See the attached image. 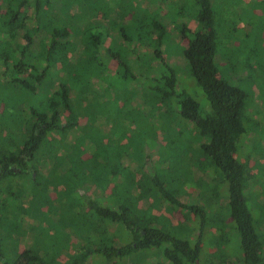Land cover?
I'll list each match as a JSON object with an SVG mask.
<instances>
[{
    "label": "trees",
    "instance_id": "obj_1",
    "mask_svg": "<svg viewBox=\"0 0 264 264\" xmlns=\"http://www.w3.org/2000/svg\"><path fill=\"white\" fill-rule=\"evenodd\" d=\"M221 2L0 1V190L4 181L28 173L30 198L49 182L57 205L71 189L82 196L84 211H78L75 252L63 260L61 249L40 238L19 250L9 240L10 226L7 233L0 229V264H85L91 256L112 261L131 254L134 264L150 254L161 255L162 264H264V211L255 217L245 194L250 185L260 189V180L243 159L248 124L256 120L247 111L245 89L219 70ZM178 41L174 62L168 50ZM183 71L204 95V105L179 81ZM86 98L93 109L82 105ZM109 100L122 102V117L114 107L103 112L101 103ZM133 114L151 116L149 126L136 125L142 133L136 141ZM80 115H86L83 123ZM193 154L213 165L224 185L222 219L229 218L237 233L240 261L227 263L225 251L216 261L206 251V229L219 217H209L204 203L181 201L159 173L162 158L177 162L169 163L172 171ZM153 207L182 208L193 225L152 216ZM20 210L30 212L27 206Z\"/></svg>",
    "mask_w": 264,
    "mask_h": 264
},
{
    "label": "rangeland",
    "instance_id": "obj_2",
    "mask_svg": "<svg viewBox=\"0 0 264 264\" xmlns=\"http://www.w3.org/2000/svg\"><path fill=\"white\" fill-rule=\"evenodd\" d=\"M224 2L225 3L221 2L225 14L222 16L224 20L219 30L218 66L220 72L224 76L242 86L247 94V111L250 112L252 119L256 121H254L255 123L251 121L248 124V137L246 143H243L245 147L243 150V159L249 162L251 173L259 178L260 189H263L264 0H224ZM227 6H230V8ZM181 47L182 43L179 41L171 44L168 50L170 54L169 59L173 61L177 60L179 58L177 56L179 54L178 51ZM114 66L115 64L112 63V67ZM179 67L181 69L184 68L181 65H179ZM178 79L180 82L186 83V85L191 87L198 97L199 102L202 105L205 104L206 100L204 95L201 94L197 86V89L194 87L196 83L185 71L179 75ZM121 87L122 86L116 83L113 84L114 90H118V92L121 91ZM87 98L81 102L82 105H88V109H93V105L87 104L90 102V99ZM0 103L1 110L3 103L2 101H0ZM101 104L104 113H106L108 108L114 107L117 109L118 115L121 117L123 116V109L122 107L120 108L122 104L121 101L118 105H114L110 100L109 102L106 101ZM117 106L119 107L117 108ZM150 118L151 116L149 114H145L143 117H135L133 114L131 126H133V131H136L134 135L135 141L138 140L136 139L137 137L142 136L141 131L136 129V125L142 121L141 123H145L149 126L147 121ZM85 119L86 115H80L78 121L83 123ZM181 122L183 121L181 120ZM109 123L113 128L116 127L115 120H111ZM89 155L88 152L84 153V157H88ZM162 159L163 161L161 160L159 173L167 178L170 189L175 191L177 197L185 203H204L209 217H214L215 215L219 217L214 227L209 226L206 229L207 236L204 241L206 251L214 256L216 261H219L218 258L220 257V253L224 251L227 255V263L240 261L241 257L238 252L240 249L237 233L231 225L229 218L222 219L225 213L221 212V209L223 207L224 197L226 196V190L224 185L218 181L213 165H205V163L202 162H205L203 157L198 154H193L191 161L184 162L180 168L172 167V171H170L168 170L170 162L168 160L166 161L165 158ZM175 164H177V162L170 163L172 166ZM40 173L42 175L41 179L44 181L45 177H47V173H45L44 170ZM102 176H104L103 171ZM168 178H170V180ZM261 178H263V180ZM70 184L71 182L67 185L69 186ZM114 184L115 182L108 183L104 190V194L110 192ZM45 185L47 187H45L46 190L41 191V195L39 194L33 199L30 198V194L31 189L34 187V183L28 173L13 176L4 181V189L0 190V229L3 233H7L8 228L12 226L13 231L8 234L10 235L9 240L16 243L19 250L27 247L29 243L35 241L36 238H40L44 243L51 245L55 251L61 249L59 260H63L65 254L68 252H75L78 238L75 229L78 227V211H81L80 215L84 213V211H82L83 200L81 195L69 189L68 195L61 201L63 205V208H61V204L57 205L55 201L56 194L52 187V183L46 182ZM212 187H214L217 192L211 191ZM59 188L63 189V186ZM260 189L250 185L245 192L255 217H258L260 211H264V195L259 197ZM7 190L8 193H11L13 196H10ZM81 192L83 191L81 190ZM21 205L27 206L30 212L26 213L25 211H21ZM9 212L12 213V216L9 215ZM63 212H65V216ZM161 213L165 217H168L172 223H176L180 227L193 225L192 221L185 220L189 212H184L182 208L177 207L176 209H170L168 211L165 208L153 207L152 216L156 217ZM79 218L81 219L80 216ZM31 227H34V230H31ZM85 227H87V224ZM21 228L22 233L20 230ZM82 228L81 225L80 229ZM109 228L110 230L117 228L116 234L125 236L120 226L115 227V224H109ZM115 240L116 243H120L119 237L115 238ZM59 246H61V248ZM205 248H203V257L208 256L206 255L207 252ZM133 259H135L133 254L129 257L127 256L112 261H107L103 256L96 255L89 257L85 264H134ZM158 263H163L162 256L150 254L149 259H146L145 262L140 264Z\"/></svg>",
    "mask_w": 264,
    "mask_h": 264
}]
</instances>
